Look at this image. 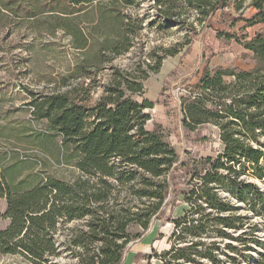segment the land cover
I'll return each mask as SVG.
<instances>
[{
	"label": "trees",
	"instance_id": "obj_1",
	"mask_svg": "<svg viewBox=\"0 0 264 264\" xmlns=\"http://www.w3.org/2000/svg\"><path fill=\"white\" fill-rule=\"evenodd\" d=\"M64 1L71 9L85 7L94 0ZM17 2L0 0V22L20 11L32 17L33 10L28 12ZM185 3L201 14L214 15L238 0ZM248 7L254 9L248 17L223 15L231 25L243 22L244 29L261 25L249 41L237 39L251 53L253 68L243 71L218 67L208 71L206 60L196 84L201 93L180 103L184 126L188 120L192 127L209 123L220 131L223 151L215 158L202 160L208 167L199 172L201 178H178L181 170L175 166L177 153L158 126L145 128L149 120L145 110L152 109L153 103L146 98L139 103L132 96H143L146 75L115 73L91 106L73 96L75 89L32 98L29 105L33 119L45 121L47 132L60 137L62 157L66 162L73 159L81 176L72 181L45 178L30 189L14 191L4 177L6 155L0 156V198H6L5 217L10 220L7 229L0 231V256L20 254L31 264H51L60 254L52 238L57 225L83 219L86 230L75 234L66 251L77 255L79 264H120L125 247L147 231L171 190L182 184L181 179L183 187L173 191L185 194L197 217L184 214L173 220L175 243L163 252L161 264H203L202 260L219 264L216 242H203L209 227H216L219 236L239 232L238 239L245 235L256 238L251 220L264 217V192L244 178H230L248 169L252 170V178H264V152L258 140V134L264 133V0H252ZM182 23L194 31L192 24ZM150 69L157 72L158 64ZM227 78L232 81L227 82ZM121 191L123 203L119 205ZM219 191L240 202L251 199L250 215L235 214L236 208L219 197ZM134 227L139 231L133 233ZM260 245L263 251L256 264H264V243ZM227 258L233 260L232 256ZM150 259L146 258V264H151Z\"/></svg>",
	"mask_w": 264,
	"mask_h": 264
},
{
	"label": "rangeland",
	"instance_id": "obj_2",
	"mask_svg": "<svg viewBox=\"0 0 264 264\" xmlns=\"http://www.w3.org/2000/svg\"><path fill=\"white\" fill-rule=\"evenodd\" d=\"M17 1L20 8L33 13L32 17H26L20 11L17 16L9 15L0 22V156L6 155L3 170L10 189L25 191L45 178L72 181L81 176L73 166V159L66 162L62 157L60 137L47 132L45 121L33 119L29 105L32 98L75 89L73 96L91 106L102 96L115 73L147 76L143 81V96H132L139 103L144 98L153 103L152 109L145 110L150 115L145 128L152 130L158 126L177 153L179 161L175 166L181 170L178 178H201L199 172L208 167L202 160L215 158L223 151L220 131L209 123L192 127L188 120V126H184L185 114L180 111V103L190 95L201 93L196 84L206 60L208 71L218 67L243 71L253 68L251 53L237 39L249 41L261 25L244 29L243 22L231 25L223 15L250 16L254 12L248 7L252 0L230 3L214 15L201 14L188 7L185 0H158V3L156 0H94L85 7L71 9L64 0ZM49 10L54 11L45 12ZM182 21L192 24L194 31ZM157 64V72L152 71L150 68ZM225 80L230 82L232 78ZM258 140L264 152V133L258 134ZM185 172H188L186 176ZM251 172L248 169L230 178H244L264 192V178H252ZM179 182L183 184L182 179ZM182 184L171 190L161 212L151 220L142 237L125 247L120 264H146L149 256L151 264H161L163 252L175 243L173 220L184 214L197 217L185 194L173 191L183 187ZM123 193L118 197L119 205L123 203ZM218 195L231 202L235 214L250 215L251 199L240 202L223 191ZM6 208V198L2 197L0 231L10 224L5 217ZM251 222L256 226L255 239L250 235L238 239L239 232L219 236L216 227H209L203 242H216L219 264H256L263 251L260 244L264 243V217ZM85 225L83 219L57 225L52 238L60 254L51 264H79L77 255L66 248L77 232L86 230ZM131 231L135 233L139 229L134 227ZM227 256L233 260L229 261ZM0 264L31 262L14 254L0 256Z\"/></svg>",
	"mask_w": 264,
	"mask_h": 264
},
{
	"label": "built area",
	"instance_id": "obj_3",
	"mask_svg": "<svg viewBox=\"0 0 264 264\" xmlns=\"http://www.w3.org/2000/svg\"><path fill=\"white\" fill-rule=\"evenodd\" d=\"M150 116V115H149Z\"/></svg>",
	"mask_w": 264,
	"mask_h": 264
}]
</instances>
